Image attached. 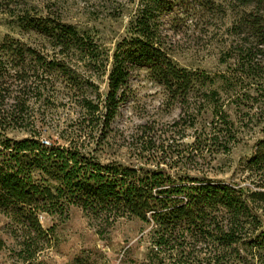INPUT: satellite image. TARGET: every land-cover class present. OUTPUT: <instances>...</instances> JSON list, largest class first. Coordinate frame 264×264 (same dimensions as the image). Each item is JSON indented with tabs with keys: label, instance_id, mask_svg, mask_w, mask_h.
Returning a JSON list of instances; mask_svg holds the SVG:
<instances>
[{
	"label": "rangeland",
	"instance_id": "rangeland-1",
	"mask_svg": "<svg viewBox=\"0 0 264 264\" xmlns=\"http://www.w3.org/2000/svg\"><path fill=\"white\" fill-rule=\"evenodd\" d=\"M166 1L169 4L159 15L165 47L179 66L215 78L213 85L220 89L217 103L237 120L235 136L225 137L206 150L199 166L214 178L245 183L242 166L263 137L262 125L239 112L232 102L236 83L219 82V74L231 72L239 59H263L253 81L264 83V52L258 50L256 31L250 28L247 16L252 8L235 0ZM143 2L0 0V113L6 115L3 122L0 114V141L35 136L47 138L49 144H66L71 139L90 141L92 147L100 141L96 154L101 161L138 165L145 161L139 152L143 141H182V147L204 141L211 103L204 92L210 84L203 86V80L183 102L155 81L148 67L135 70L125 88L126 100L106 129L103 106L94 114L84 106L87 98L103 105L116 45L127 35L129 23ZM26 18L47 20L53 25L72 24L109 57L106 69L92 64L89 54L78 45L59 52L61 46L30 28ZM52 61L62 63V68L54 67ZM257 83L249 89L247 82L243 86L240 82V86L253 96ZM39 220L44 229L52 228L47 237L26 234V227L0 211V264L198 262L194 258L149 255L150 226L136 218H119L104 234L97 232L98 222L76 205L62 217L40 213ZM35 246L42 250L27 257Z\"/></svg>",
	"mask_w": 264,
	"mask_h": 264
},
{
	"label": "trees",
	"instance_id": "trees-1",
	"mask_svg": "<svg viewBox=\"0 0 264 264\" xmlns=\"http://www.w3.org/2000/svg\"><path fill=\"white\" fill-rule=\"evenodd\" d=\"M143 1L127 35L116 45L103 105L87 98L84 106L91 114L103 106L106 129L126 100L125 88L135 70L148 67L151 77L183 102L203 80V86L210 84L204 92L211 103L203 146L201 141L184 147L182 141H143L139 152L145 161L138 165L101 161L96 154L100 141L92 147L90 141L72 139L66 144H44L35 136L7 138L0 141V211L26 227V234L34 232L41 238L52 228L42 227L40 213L62 217L76 205L98 222L99 234L124 217L150 226L149 255L155 257L194 258L197 264H264V83L253 81L263 59H239L231 72L219 74V82L236 83L232 102L243 116L261 123L263 137L242 166L245 183L214 178L199 166V160L211 146L234 135L237 120L217 103L220 89L213 85L215 78L179 66L165 47L159 15L169 1ZM235 1L251 6L250 28L256 31L258 50L264 52V0ZM26 20L30 28L55 40L59 52L78 45L92 64L106 69L109 57L72 24ZM52 64L62 68L58 61ZM240 82L242 86L247 82V89L257 83L256 95L243 91ZM0 114L4 122L6 115ZM179 123L180 119L174 122ZM38 250L42 247L35 246L27 257Z\"/></svg>",
	"mask_w": 264,
	"mask_h": 264
},
{
	"label": "built area",
	"instance_id": "built-area-1",
	"mask_svg": "<svg viewBox=\"0 0 264 264\" xmlns=\"http://www.w3.org/2000/svg\"><path fill=\"white\" fill-rule=\"evenodd\" d=\"M41 141L44 143V144H49V140L47 138H42Z\"/></svg>",
	"mask_w": 264,
	"mask_h": 264
}]
</instances>
